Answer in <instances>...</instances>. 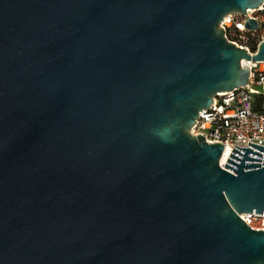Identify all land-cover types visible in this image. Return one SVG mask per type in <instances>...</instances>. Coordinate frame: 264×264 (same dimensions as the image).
I'll return each instance as SVG.
<instances>
[{"label":"water","instance_id":"1","mask_svg":"<svg viewBox=\"0 0 264 264\" xmlns=\"http://www.w3.org/2000/svg\"><path fill=\"white\" fill-rule=\"evenodd\" d=\"M262 2L0 0V264H264V146L190 131Z\"/></svg>","mask_w":264,"mask_h":264},{"label":"built area","instance_id":"2","mask_svg":"<svg viewBox=\"0 0 264 264\" xmlns=\"http://www.w3.org/2000/svg\"><path fill=\"white\" fill-rule=\"evenodd\" d=\"M256 20V28H246L245 22ZM219 26L224 37L252 56L264 42V0L257 8L244 14L231 12ZM249 67L248 83L239 88L218 93L211 106L199 112L191 133L202 135L208 143H222L220 158L229 157L234 146L250 147L248 142L264 146V60L242 59ZM259 98V100H258ZM226 161V160H225ZM222 166L224 164H221ZM239 217L253 230H264V212L241 213Z\"/></svg>","mask_w":264,"mask_h":264},{"label":"bare ground","instance_id":"3","mask_svg":"<svg viewBox=\"0 0 264 264\" xmlns=\"http://www.w3.org/2000/svg\"><path fill=\"white\" fill-rule=\"evenodd\" d=\"M226 160V153L223 155L222 159H221V164H225Z\"/></svg>","mask_w":264,"mask_h":264},{"label":"trees","instance_id":"4","mask_svg":"<svg viewBox=\"0 0 264 264\" xmlns=\"http://www.w3.org/2000/svg\"><path fill=\"white\" fill-rule=\"evenodd\" d=\"M258 100H259V98H258Z\"/></svg>","mask_w":264,"mask_h":264}]
</instances>
